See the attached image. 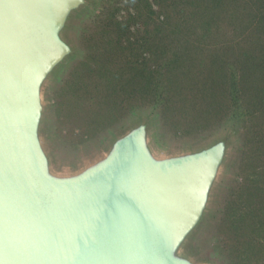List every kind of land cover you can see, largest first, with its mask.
<instances>
[{
  "label": "water",
  "instance_id": "water-1",
  "mask_svg": "<svg viewBox=\"0 0 264 264\" xmlns=\"http://www.w3.org/2000/svg\"><path fill=\"white\" fill-rule=\"evenodd\" d=\"M88 0H0V264H202L182 254L232 144L158 157L141 120L107 153L59 175L42 142V91L74 52Z\"/></svg>",
  "mask_w": 264,
  "mask_h": 264
},
{
  "label": "rangeland",
  "instance_id": "rangeland-1",
  "mask_svg": "<svg viewBox=\"0 0 264 264\" xmlns=\"http://www.w3.org/2000/svg\"><path fill=\"white\" fill-rule=\"evenodd\" d=\"M147 2L152 5V13ZM245 5L264 12V0H245ZM237 16L231 14L222 35L219 30L207 39L206 49L202 51L205 47L201 40L194 38L200 41L192 40L193 46L185 51L179 37L164 38L168 26L153 33L164 23L153 0H88L65 33L73 55L47 80L42 91V142L53 171L59 175L77 173L103 157L117 137L141 120L151 123L150 140L158 157L191 152L220 138L230 139L232 149L216 182L207 216L182 249V254L202 264H245L243 250L251 258L247 264H264V70H258L262 73L258 76L249 74L244 60L249 56L251 40L258 39L259 48L264 44L260 38L264 36V22L258 18L257 23L248 22L246 11H241V22L236 25ZM112 17L120 24L118 31L133 44L119 64L129 72L131 67L132 71L136 68L135 87L147 86L149 71H155L157 82L168 75V61L176 62V68L168 67L173 69L169 79L158 86L159 96L166 89L168 94L157 99L140 93L128 100L112 96L118 83L103 81L98 73L109 64L103 62L109 57V46L104 44L106 33L116 32L106 27ZM118 37L117 32L108 41ZM150 45L155 48L154 57L147 50ZM204 55L225 59L224 63L218 60L217 67L224 70L227 81L223 110L211 113L206 120L196 108L208 100L210 93L211 100L217 94L206 93L195 77L189 80L192 72L199 80L203 78L199 71L203 70L200 59ZM260 62L264 64V60ZM235 79L237 89L231 87ZM193 85L196 87L191 88ZM125 89L134 90L131 83ZM157 102L160 108L155 106ZM153 108L158 112L154 121ZM135 114H142L141 118L138 120ZM235 117L240 120L238 127L221 128ZM248 241L250 247L245 246Z\"/></svg>",
  "mask_w": 264,
  "mask_h": 264
},
{
  "label": "trees",
  "instance_id": "trees-1",
  "mask_svg": "<svg viewBox=\"0 0 264 264\" xmlns=\"http://www.w3.org/2000/svg\"><path fill=\"white\" fill-rule=\"evenodd\" d=\"M257 3L259 0H253ZM154 4H156L159 7L160 12L164 16V23L161 24L162 26H157V28H154L153 33L158 34L164 26L168 28L164 30V38L175 36L180 38V42L184 46V50L187 51L193 46L190 44L194 38L200 39L202 42L203 47L201 50L203 51L206 49V46L204 45L208 38L215 35L219 30L221 31V35L224 32V26H226L225 22H228V19H231L230 16L233 12L237 14L238 16L241 15V11H246V20L256 22L257 18L260 20V22H264V12L259 13V11H255V9L252 7H246L245 0H153ZM247 4V2H246ZM148 11L149 13H152V5L147 2ZM248 9V10H247ZM260 14V15H258ZM236 19V25L238 22H241L239 19ZM109 22L106 23V27L111 28V31L116 32H109L106 33L107 41L106 46L108 47V54L109 57L105 59L103 62H106V64L109 62L106 69L100 70L98 73L100 74V78L104 81H110V82H117L118 84L114 87V92L112 93V96L116 99L122 98V100H128V99H135L137 94L145 95L149 98L157 99L159 96L158 92V86L162 84L165 80L169 79V75L172 73L173 69L168 67L176 68V62L174 60L168 61L166 68L168 75L161 76V78L155 82V71H149L147 76L146 85L142 86L141 88H137V86H134V83L137 80V76L133 74V72L136 71V68L134 71L131 70L129 72V68L124 69L120 68L119 61L123 60V57L127 56V53H130L132 51L133 44L129 42L128 38H125V35L123 31H118L121 27L120 24L115 22L114 17L108 18ZM107 20V19H106ZM233 22V21H232ZM251 22V23H252ZM175 28V29H173ZM117 32L119 34L118 39L116 40H109L112 35H117ZM112 34V35H111ZM117 37V36H115ZM260 38L264 39V36H260ZM200 40H194V41H200ZM148 52L152 54V56H155V48L150 45V47L147 49ZM162 52L166 51V48L161 49ZM249 56L247 58H244L246 60L247 65V73L254 74L255 76H258L259 73L258 70L262 71L264 70V64H260L261 60H264V44L259 48V41L258 39H253L250 42V49H249ZM221 60L222 63H224L223 58H211L207 55H204L200 59V65L202 66L203 70H200L199 72L203 75L202 79H198V74L196 72H192V75H190L189 80H192L193 77L197 79V83L200 85V83L203 84L205 87L206 93L214 92L217 94V98L214 96L213 100H211V97L213 96V93H210L208 95V100L204 102L201 107H197L196 111L201 113L202 119H208L209 115L211 113L222 111L224 108V103L226 98L224 95H226L225 87L227 85L226 78L223 77L224 70L221 67H217L220 65L219 61ZM217 63V64H215ZM221 63V64H222ZM105 64V65H106ZM103 65V66H105ZM207 67L206 73H204V69ZM255 71H254V70ZM193 71V70H192ZM129 72V73H128ZM129 75H132L131 78ZM125 76H128L125 78ZM164 78V79H163ZM259 80H262V77H260ZM132 84V87L134 90L130 91L125 89L129 86V84ZM238 81L232 80L231 87H234ZM153 84V85H152ZM152 85V87L150 86ZM196 87V85L190 86ZM236 88V86H235ZM180 89L181 94H183V90ZM237 89V88H236ZM234 90V88H233ZM233 92V91H232ZM169 90H165L160 94V96L168 94ZM222 95V96H220ZM159 96V97H160ZM220 96V97H219ZM235 100V98H234ZM157 107L160 106V103L157 102ZM155 107V108H157ZM161 107V106H160ZM159 107V108H160ZM153 108L151 111L153 112L152 118L153 121L156 118L158 112L157 109ZM164 107L162 106V109ZM159 111V110H158ZM163 111V110H162ZM137 116V119L139 120L141 118L142 114H135ZM206 122V121H204ZM234 126H233V125ZM240 125V120L235 117L234 121L229 120L221 125V128H233L238 127ZM251 242H246V247H250ZM243 254L246 256L244 263L247 264V262L251 259L249 254L243 250ZM254 257V253H253Z\"/></svg>",
  "mask_w": 264,
  "mask_h": 264
}]
</instances>
